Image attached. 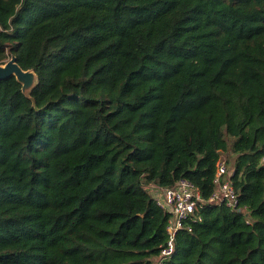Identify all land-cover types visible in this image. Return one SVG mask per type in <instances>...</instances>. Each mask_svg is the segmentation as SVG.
<instances>
[{
  "label": "trees",
  "instance_id": "16d2710c",
  "mask_svg": "<svg viewBox=\"0 0 264 264\" xmlns=\"http://www.w3.org/2000/svg\"><path fill=\"white\" fill-rule=\"evenodd\" d=\"M0 264H264V0H0ZM229 154L240 208L209 202ZM230 165V164H229Z\"/></svg>",
  "mask_w": 264,
  "mask_h": 264
},
{
  "label": "built area",
  "instance_id": "2783aa9c",
  "mask_svg": "<svg viewBox=\"0 0 264 264\" xmlns=\"http://www.w3.org/2000/svg\"><path fill=\"white\" fill-rule=\"evenodd\" d=\"M264 162V159H263ZM229 169V162L222 158L218 164V172L215 177L216 189L209 198L212 203H225L229 207L244 211L249 214L247 207L240 208L239 190L236 188ZM204 202L200 190L188 178H180L173 187L161 189L158 204L171 213L167 224L169 235L167 245L162 249L156 264H165L175 251V241L179 228L183 221L194 214L200 204Z\"/></svg>",
  "mask_w": 264,
  "mask_h": 264
},
{
  "label": "water",
  "instance_id": "95a60500",
  "mask_svg": "<svg viewBox=\"0 0 264 264\" xmlns=\"http://www.w3.org/2000/svg\"><path fill=\"white\" fill-rule=\"evenodd\" d=\"M11 76H15L23 85L22 89L27 94L36 84L37 75L33 70L23 69L17 61V57L12 55L5 63L0 64V81Z\"/></svg>",
  "mask_w": 264,
  "mask_h": 264
},
{
  "label": "rangeland",
  "instance_id": "374dc122",
  "mask_svg": "<svg viewBox=\"0 0 264 264\" xmlns=\"http://www.w3.org/2000/svg\"><path fill=\"white\" fill-rule=\"evenodd\" d=\"M10 59V57L9 58H7L6 59V61L7 60H9ZM223 158H226L227 160L230 158V156H229V154H224V157ZM228 162H229V160H228ZM230 165H229V169H230V171H232V169H233V165H232V163L230 162L229 163Z\"/></svg>",
  "mask_w": 264,
  "mask_h": 264
}]
</instances>
